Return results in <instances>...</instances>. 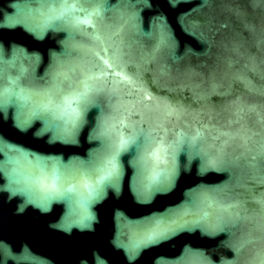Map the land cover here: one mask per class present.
Instances as JSON below:
<instances>
[{"label": "water", "instance_id": "water-1", "mask_svg": "<svg viewBox=\"0 0 264 264\" xmlns=\"http://www.w3.org/2000/svg\"><path fill=\"white\" fill-rule=\"evenodd\" d=\"M51 7L0 0V264H174L193 250L185 264H264V0ZM54 63L65 73L58 100L91 89L75 129H54L30 106ZM100 123L114 137L147 133L166 145L174 179L142 197L125 151L84 206L29 192L18 176L40 175L36 157L86 168ZM197 187L212 190L207 218L171 222ZM156 220L160 237L136 227Z\"/></svg>", "mask_w": 264, "mask_h": 264}, {"label": "snow or ice", "instance_id": "snow-or-ice-1", "mask_svg": "<svg viewBox=\"0 0 264 264\" xmlns=\"http://www.w3.org/2000/svg\"><path fill=\"white\" fill-rule=\"evenodd\" d=\"M58 0H40L42 5H52L49 11L54 12L55 4ZM96 3L103 4L104 0H95ZM97 12L90 15L95 16ZM62 17H53L61 19ZM65 76L64 65L54 63L46 74L49 87L39 89L38 95L43 97L39 102L30 104L34 114L43 115L46 122L51 123L54 129L69 128L75 129L79 126L84 107L89 103L90 88L78 90L70 97L58 100L54 94V88ZM27 102V98H24ZM3 99L0 94V106ZM30 103V102H28ZM94 135L101 140V149L96 156L88 162L86 168L66 167L59 162L47 158L36 157V166L40 169L38 177L25 175L20 172L18 178L25 183L30 193L34 194L41 201H48L54 198L66 199L72 202L76 200L80 205H86L97 192V188L105 181L111 180L118 175L120 153L128 151L131 156V163L135 169L139 180V194L142 197L151 195L153 191L159 190L161 184L171 182L175 176V169L167 167L170 156L174 154L162 142L157 141L147 133L139 138L127 139L124 137H114L107 123H100L94 129ZM192 150L199 154L195 145ZM22 159L26 156L22 154ZM78 176L87 177L82 183H66L70 179ZM94 177V179H92ZM211 189L197 187L189 191L187 199L182 205L169 210V220L175 222L185 215H201L206 219L208 213L206 206H210L211 198L208 195ZM143 230L149 239L162 236L163 224L160 220L145 222L136 225ZM197 256L196 251H186L175 258L174 264H185V257Z\"/></svg>", "mask_w": 264, "mask_h": 264}]
</instances>
